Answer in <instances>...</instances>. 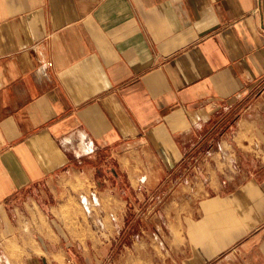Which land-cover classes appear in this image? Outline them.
Instances as JSON below:
<instances>
[{"label": "crops", "instance_id": "0c3cea01", "mask_svg": "<svg viewBox=\"0 0 264 264\" xmlns=\"http://www.w3.org/2000/svg\"><path fill=\"white\" fill-rule=\"evenodd\" d=\"M161 191L137 260L264 264V0H0V264L127 255L131 193ZM89 193L64 236L49 215Z\"/></svg>", "mask_w": 264, "mask_h": 264}, {"label": "rangeland", "instance_id": "374dc122", "mask_svg": "<svg viewBox=\"0 0 264 264\" xmlns=\"http://www.w3.org/2000/svg\"><path fill=\"white\" fill-rule=\"evenodd\" d=\"M221 113V112H220ZM223 113L215 114L214 117L212 118L213 120L211 121L212 125H216V122L218 119L222 116ZM233 118H235L233 116ZM223 119V118H222ZM226 118H224L225 120ZM233 120V119H232ZM221 121V120H220ZM230 124V119L226 120L224 124L222 125L223 128H225L226 124ZM228 124V126H229ZM211 128V127H210ZM209 128V129H210ZM204 129V128H203ZM202 129V130H203ZM205 131V129L203 130ZM221 132H219V129H216L214 131L213 136L214 141L219 137ZM166 191H161L160 193L153 194L151 193V196L153 198L151 199V202L148 200L146 197L144 200L138 199L135 193H131V208L128 210V219L126 217V225L127 229L123 226H120L119 224L113 227V234L117 236H122L123 231L125 232L124 234V241H127L130 243L129 246L130 250L128 253L126 252L127 255H123L120 250L117 249L115 246L114 249L116 254L120 253L118 255H115V252L109 253L111 249V245L113 240H106L104 238H101L99 240V246L98 248H93V242L90 241L89 243L84 242V248L81 246L79 243H75L72 239H66V251L68 253L67 255V264H144L143 262H140L138 259V256L141 252L143 253H150L151 255L155 254L154 249L155 247L163 248L165 249L166 245L165 242L161 239L156 238L153 233L157 228L156 223L154 222L155 218L153 217L154 215H157L158 217H164L162 212V204L165 200L168 198V194H166ZM96 196L94 194H84L79 197V199H72L68 202V205L63 209V214L62 217L66 221L65 224H60L55 217L50 214L49 218L51 222H55V224L58 226L59 230L61 233H63L64 236L68 237V228H71V224L68 223L69 220H71L73 217H81V220L87 221L88 224H90L89 220L92 219V217L88 216L90 213L92 214L97 210V203L93 200V197ZM84 197H86L90 204V208L84 206ZM97 197V196H96ZM153 203H155L153 205ZM95 207V208H94ZM24 210L21 209L19 211V215H21ZM111 215V214H110ZM110 218V216H109ZM111 219V218H110ZM156 218V222L159 221ZM25 220V219H24ZM26 221V220H25ZM24 221V223H25ZM68 221V222H67ZM159 224V222H158ZM144 228L148 232L149 238L142 234L141 231H138V229ZM28 229V228H27ZM101 232L104 231V227L99 228ZM106 230L108 228H105ZM71 230V229H70ZM123 238V236L121 237ZM120 240H119V246L120 248ZM21 246H18V252L19 254L22 252ZM18 260L19 264L20 263H25L26 257L22 255H18ZM2 264H5V257L2 256Z\"/></svg>", "mask_w": 264, "mask_h": 264}, {"label": "built area", "instance_id": "2783aa9c", "mask_svg": "<svg viewBox=\"0 0 264 264\" xmlns=\"http://www.w3.org/2000/svg\"><path fill=\"white\" fill-rule=\"evenodd\" d=\"M91 149H93V146H91ZM194 161L196 162V158L194 159ZM93 200L95 201V203H97V197L96 196L93 197ZM83 201H84V206L90 208L91 203L89 202V200L86 197H84ZM110 216H111V219L116 220V216L114 214H111Z\"/></svg>", "mask_w": 264, "mask_h": 264}, {"label": "trees", "instance_id": "16d2710c", "mask_svg": "<svg viewBox=\"0 0 264 264\" xmlns=\"http://www.w3.org/2000/svg\"><path fill=\"white\" fill-rule=\"evenodd\" d=\"M224 124V120L217 122L216 125H213L212 128H210V132L207 134L206 137H209L210 135H213L214 131H216V129H219L220 126H222Z\"/></svg>", "mask_w": 264, "mask_h": 264}]
</instances>
